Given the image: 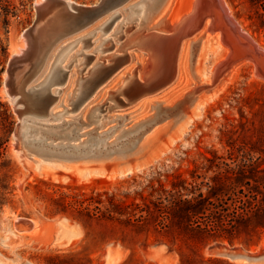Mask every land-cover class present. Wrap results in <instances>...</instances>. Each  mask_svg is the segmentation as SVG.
Wrapping results in <instances>:
<instances>
[{"label":"rangeland","instance_id":"374dc122","mask_svg":"<svg viewBox=\"0 0 264 264\" xmlns=\"http://www.w3.org/2000/svg\"><path fill=\"white\" fill-rule=\"evenodd\" d=\"M41 1L0 0V142H2L0 177L5 178L8 187L4 203L0 204V264H17L21 260L45 264L44 256L47 255L80 258L88 264H104L102 253L110 242L119 243L125 253L113 264H156L143 250L144 245L163 242L156 239L159 234L155 232L152 224L140 231L135 230L132 225H121L95 215L82 220L77 217L78 214L73 207L69 208L67 213L51 214L53 205L51 198L75 194L88 196L93 191V194L99 192L104 200L106 196L111 195L114 199L132 203V206L142 205L144 201L148 202L155 198L156 191L153 189H157L160 183L169 187L170 180L175 175L191 181L189 174L191 169H195L199 175L203 174L206 166L205 157H210L213 153L221 155L227 162L231 161L229 157L239 162L240 153L244 150L255 156L261 154L264 157V76L257 75L253 61L243 59L212 94L214 99L203 114L193 121L172 148L164 154L160 153L161 156L155 154L139 169L123 175L111 172L91 175L85 179L81 172L76 175L67 172L70 175L67 180L51 179L35 168L34 160L43 158L56 163L64 159L56 155L48 156L51 158L45 157L47 154L36 150L39 145L61 147L62 144L63 147L67 146L65 148L73 145L88 153L115 149L109 155L93 154L94 157L85 159L72 157L67 160L68 162L63 161L69 165L78 164L77 166L85 163L89 165L109 163L129 156L144 136L158 130L160 126L177 116L178 106H174V103L183 97L194 82L198 85H202L203 82L209 83L212 68L220 58L225 60L227 51L224 54L213 45L204 48L202 52L199 51L195 58V69L191 72L196 73L197 77L192 78L193 84L186 87L185 77L189 76L191 48L188 42L181 52L182 71L176 83L166 86L170 87L169 90L144 99L148 104H153L156 100L161 102L150 104L145 110L139 111V102L136 105L120 104L106 99L108 92L114 91L120 85L119 82L112 87L116 81L107 87L105 94L100 95L96 89L92 94L73 103L78 85L88 76L89 69L96 61L108 64L106 59L110 53L122 56L116 58L106 70H109V76L118 71L120 76L130 67L132 71L139 69L142 64L144 67L147 66L146 52L135 46H128L126 38L134 32L150 30L144 27L147 23L144 17L149 2L128 0L119 8L118 15L107 28H96L102 21L98 20L81 31L60 37L48 47L39 68L32 72L35 36L28 41L24 33L35 22V5ZM72 1L92 5L99 0ZM224 1L242 28L264 49L263 33L253 25L257 12H263L261 0ZM156 21L157 19H154V22ZM89 30L91 32L85 40L76 39ZM151 30L159 29L153 27ZM105 38H108L105 45L110 47L103 50L97 45ZM227 49L229 50V47ZM196 53L195 48L194 55ZM138 54H143L142 61L135 58ZM19 55L20 61L11 70V59ZM55 66L58 69L57 76L49 79L50 71ZM9 75L12 76L11 84H8ZM43 84L46 85L47 97L44 111L40 114L36 112L39 110L37 106L32 109L29 107L25 97L28 88L37 89ZM23 117L26 118L24 126L26 133H21V137L17 138L15 130ZM37 141H41L40 144ZM125 147L128 149L123 150ZM57 172L66 173L62 169H58ZM211 173L208 172V175ZM201 179L197 178L196 181L199 182ZM60 216L77 221L81 230L78 227L67 243L57 246L51 243V233L54 221ZM19 217L39 220L40 225L32 238L29 235H22L24 232L16 231L13 227ZM214 243L229 244L226 239L217 240L199 252L205 257L210 256L208 248ZM233 245L245 248L238 241ZM248 250L251 252L264 250V235L257 246ZM186 251L189 254L192 252L189 248H186ZM174 264H178V255L175 252Z\"/></svg>","mask_w":264,"mask_h":264},{"label":"trees","instance_id":"16d2710c","mask_svg":"<svg viewBox=\"0 0 264 264\" xmlns=\"http://www.w3.org/2000/svg\"><path fill=\"white\" fill-rule=\"evenodd\" d=\"M260 4L263 12H257L253 25L264 37V0ZM240 156L239 162L232 157L227 162L213 153L205 157L203 174L191 169V181L175 175L169 187L160 183L153 189L155 198L142 205L132 206L111 195L104 200L99 192L92 191L88 196L51 198L50 213H67L73 207L82 220L95 215L140 231L152 224L160 235L156 239L178 255V264H240L219 256L205 257L199 252L221 239L230 245L238 241L249 249L257 246L264 235V157L245 150ZM197 178L202 179L197 182ZM7 188L5 178L0 177V204L4 203ZM44 260L45 264H88L80 258L61 255H47Z\"/></svg>","mask_w":264,"mask_h":264},{"label":"bare ground","instance_id":"6f19581e","mask_svg":"<svg viewBox=\"0 0 264 264\" xmlns=\"http://www.w3.org/2000/svg\"><path fill=\"white\" fill-rule=\"evenodd\" d=\"M42 1H44V0H42ZM68 1L72 2V0H68ZM148 2H149V6L147 7V9H148L147 14L144 17L145 23L146 22L147 23H146V26H144V27H148V29H152L153 27H157V29H159V30L167 31L168 29H172L175 26V24L179 21V19H181V17L183 15H185L191 11L193 0H148ZM204 3H205L204 8H203V11L201 12V16L202 17L205 16V19H206L204 22V25H203L204 26L203 29H206L207 25L210 24V20L208 19V17L211 16L212 17L211 25L213 26L212 27L213 31H211L210 33L207 32L202 37H199V33L195 34L191 38L190 37L187 38L182 43V46L179 50L178 57H177V76L168 86H171L172 84L176 83L177 78L181 74V71H182V69H181V67H182L181 52H182L183 46L186 45L188 42H190L191 48H190V54H189V64H190L189 76L185 77V78H187L186 87L193 84L192 78L197 77L196 73L191 74L192 70L195 69V67H194L195 58L197 57L199 51L202 52L204 48H207L210 45L215 46L220 52H222L224 54H225V51H227L225 59L238 58L239 56H242L243 53L244 54L245 53H253L254 57L253 58L250 57V58H248V60L253 61L256 66L263 64V61H264V59L262 57V56H264L263 47L257 41H255V39L246 30H244L242 28V26L238 23V21L232 15V13H231L228 5L225 3V1L224 0H207V1L204 0ZM139 5H141V4H139ZM131 18H133V17H131ZM154 19H157V21L154 22ZM104 21L100 22V24L97 25L96 28L99 27L102 29V26H103L102 24ZM193 22H194V20H193ZM193 22H192V26H194V27L199 26L200 19H198L194 23ZM147 24H148V26H147ZM62 28L63 27L50 26V27H44L38 32V34L36 36L35 43L33 45L34 51L32 52L33 58H34L32 64H31L32 68L34 70L33 72H35L39 68V65L42 61V54L43 53L46 54L48 47L51 46L52 42L55 40V37L58 35L60 30H63ZM201 31H202V29H201ZM201 31H199V32H201ZM90 32L91 31L89 30L85 34L81 35V37L80 36L76 37V39L77 40L78 39L85 40V37L87 35H89ZM114 37H115V34H114ZM140 37H142V38H140ZM140 37H139V35H137V32L129 34L126 38L127 45L128 46H135L136 48L143 49V50H145V52L147 54L150 51L147 52V50H149V46L145 42H143V37H145V34H143ZM221 38L223 39V42H224L223 44L221 43ZM72 41H75V40H72ZM72 41H69V42H72ZM106 41H108V38L103 39V41L101 43H99L97 46H99L103 50L110 47V46L105 45ZM227 46L230 48L229 50L227 49L228 48ZM195 48L197 49V53H196L194 60L192 62L193 52H194ZM121 56L122 55L119 56L115 53H110V55H108V58L106 60L107 61L113 60V59L118 58V57L120 58ZM139 56H141V58H139ZM135 58L139 59V61H142L143 60V54H138V55H136ZM241 62H242V60L237 62L233 67H231V69L229 70V72L227 73V75L225 76L223 81L221 83L213 86L208 92L198 93V91H195V93L193 92L192 94H189L186 97L187 100L189 99L188 101L191 102V104L188 108H186V106H182V104H179L177 116L175 118H173V120L166 122L165 124L160 126L161 128H158V130L153 131L151 134L144 136L145 138L143 137L141 139V141L138 144H136V146H135L136 148L134 147L135 150L132 152V154H130L129 156H127L121 160H117V161L122 162V163H126L130 158H134L136 156H142L144 154H149L151 156L150 158H148V160H149V159L153 158L155 154H157V155L159 154L161 156V154L168 152L172 148V146L175 144V142L185 133L186 129L192 125L193 121L195 119L199 118L203 114V112L205 111L207 106L214 99V96L212 97V94L225 81V79L228 77V75L233 70V68L236 67ZM99 63H100L99 61H96L92 65V67L89 69L88 72H91L96 66H98ZM218 63L219 62L217 61V65H218ZM138 64H139V66L141 65V63H138ZM142 65H141V67H139V69L136 68L132 71H131V69H130L131 67H130L127 69V71H124V72L122 71L123 74L121 73L122 75H120V76H118V74L120 73L118 71V73H116L112 76L103 77V75L101 74L102 72L99 70L97 78L94 79V77L96 75L93 74L90 81L84 79L79 83L78 92L76 93L73 102H77V101L85 98L87 96V94L89 93L90 89L93 88V86L97 87L96 92H99L100 95L103 93L105 94L107 92V87L109 85H112L115 81H116V83L113 84L112 87H114L119 82H120V85L117 86L116 89L118 87L121 88V87L125 86V84L127 82V78L132 76L133 71H135L137 76H139L141 74V72H143L145 69H148L147 67L144 68V66H142ZM43 71H45V70H43ZM57 71H58L57 66H55L53 69H51L50 74H49V76H50L49 79H51L54 75L57 76V73H56ZM120 71H121V69H120ZM124 74H125V76H123ZM257 75L262 76L259 74V72L257 73ZM116 78H117V80H115ZM40 83H42V82H40ZM44 84H47V83H44ZM44 84H43V86L39 85L40 87H38L37 89H34L32 91H27L26 97H25V99L27 100V102L29 104V107H31V109H32V107L37 106L39 108V110H36V112L40 113V114L43 113V111H44V106H45L46 97H47V92L45 90L46 85H44ZM194 84H195V82H194ZM169 89H170V87L169 88L166 87L165 89H163L160 92H156L153 94L145 95V96L140 97L138 99H134L131 101V103H134L133 105H136L139 102V104H140L139 105V107H140L139 111H141L143 109L145 110V108H147V106H149L151 103L148 104L146 102L147 100H144V99L155 97L156 95L163 93ZM193 89L194 90L196 89V85H194L190 89V91H192ZM109 92H108L107 96L109 95ZM111 92H114V91H111ZM122 92H124V90ZM109 99L114 100V101H122V102H124V104L127 103L124 100H122L121 98H119L118 95H116V94L113 95V97L109 98ZM158 103L160 104L161 102L156 100V102L155 103L153 102V104H151V105H155ZM88 104H89V102H88ZM23 118H25V117H23ZM23 118L21 120L22 123L20 126V131L25 130L24 126H25L26 118L25 119H23ZM113 118H114V116H113ZM66 125H68V124H66ZM27 127H28V125H27ZM119 127H120V125H119ZM64 132L67 133L66 131H64ZM54 133H56V132H54ZM162 133H164L165 137L162 138L161 140H159V136ZM37 138H39V137H37ZM38 144H40V143H38ZM47 145H48V147H44L43 145H39L40 147H37L36 150L39 151V153L47 154V155H45V157H48V156L52 157V155H56L58 158L64 159L61 161L58 160L56 163L51 161V160H49V161L43 160V158H38V159L34 160V162L36 163L35 168L38 169L41 174H43V175H45L51 179L67 180L70 177V175H69L70 173H73L76 175V173L81 172V176L84 179L88 178L91 175H97V174L103 175L104 173H106V171H103V168H102L103 164L89 165V164L85 163L81 166H77L78 164H76V165L70 164L69 165V164L63 163V161L65 162V161L69 160V158H72V157H82L84 159L89 158V157H94L93 154H95V156L107 155V152L100 151L98 153H95V152L88 153V152H82L81 149L79 150L76 148V146H73V145H70L73 148H70V146L68 148H65L67 146L63 147L62 144H61V147L49 146V144H47ZM56 145H58V144H56ZM126 148L128 149V147H125L123 150H127ZM56 156H54V157H56ZM51 157H48V158H51ZM58 169L64 170L67 174V177L61 179L58 175H56L55 172ZM51 172H52V174H51ZM67 172H69V174ZM68 230H69V232L72 233L70 235V238H71L73 233L75 234L76 231L78 230V226H76V225L68 226L65 223L62 226L63 235H66ZM35 231H36V229L34 231H31V232H24V233H22V235L23 234L29 235L31 237L32 235L35 234ZM124 254L125 253L123 252V253H120L119 255H116V256H113V255L109 256V259L111 261H110V263H106V264L115 263L116 261L119 260V257L124 255ZM236 263H239V262H236ZM170 264H174V262L171 260Z\"/></svg>","mask_w":264,"mask_h":264},{"label":"water","instance_id":"95a60500","mask_svg":"<svg viewBox=\"0 0 264 264\" xmlns=\"http://www.w3.org/2000/svg\"><path fill=\"white\" fill-rule=\"evenodd\" d=\"M126 1L128 0H99L97 3L92 5H83L74 1L70 2L68 0H44L35 5L36 20L32 26L25 30L24 35L28 41L33 39L34 36L36 40L38 32L44 27H63V30H60L58 35L55 37L54 41H56L60 37L78 32L98 20H105L102 24V29H105L118 15L117 11ZM204 4V0H193L191 11L183 15L172 29H168L167 31L150 29L146 32L137 33L139 37L145 34V37H143V42L149 46V50H147V52H150H148L149 54L147 53L148 59L146 66L148 69H145L143 72H141L139 76H137L135 71H133L132 76L127 78L125 86L121 88L118 87L114 90V92L110 91L106 99L112 98L113 95L116 94L125 102L131 103V101L134 99L160 92L166 86H168L177 76V57L182 43L187 38H191L195 34L199 33V37H202L207 32L210 33L213 31V26L211 25V16L208 17L210 24L207 25V28L205 27L206 29H203L206 19L205 16H201V12L203 11ZM198 19H200V24L199 26H196V28L192 26V22L193 20L195 22ZM221 43H224L222 38ZM123 52H125V50H123ZM44 55L45 54L43 53L42 59ZM195 55L193 52L192 61L194 60ZM250 57H254L253 53H243L242 56L232 59L223 60L220 58L218 60V65L216 62L211 70L209 83L203 82L202 85L194 84L196 85V89H193L194 91H190V89L194 86L193 85L184 93L181 99L174 103V106H179V104H182V106H186V108H188L191 102H189V99L187 100L186 97L189 94H192L193 92L195 93V91H198V93L208 92L213 86L223 81L231 67H233L237 62ZM262 57L264 59V56ZM20 59L21 55L14 56L11 59V70L13 69L14 65L20 61ZM115 59L109 60L108 64L100 62L98 66H96L91 72H88V76L85 79L90 81L93 74L96 75L94 79L97 78L99 70L102 72L101 74L103 77H109V70H106L114 63ZM255 72H259L260 75L264 76V61L262 65H255ZM11 81L12 76L9 75L8 84H11ZM96 88V86H93L87 96L92 94ZM32 90L34 89L28 88L27 91ZM123 90L124 92H122ZM115 102L124 104L122 101ZM17 103L18 98L15 99V104ZM20 126L21 121L15 130V136H17V138L21 137V133L24 134L25 132V130L20 131ZM164 137L165 135L162 133L159 136V140ZM39 142L41 141H37V143ZM113 151H115V149L112 151H107V153L111 154ZM150 157L151 156L149 154H144L142 156L130 158L126 163L118 162L116 160L109 163H103L102 168L103 171H106V173L113 172L117 173V175H123L130 173L135 169L141 168L144 165V161L146 162ZM55 174L61 179L67 177L66 173H58L56 171ZM65 223L68 226L76 225L81 230V227L77 221L72 220L67 216H60L54 221V229L51 233V243L61 246L68 242L72 233L68 230L67 234L63 235L62 226ZM39 225L40 223L37 218L19 217L15 221L13 227L16 231L27 232L37 229ZM143 250L145 255L148 258L154 260L157 264H170L171 260L174 262V251L163 242L144 245ZM208 250L211 255L223 257L232 262H239L241 264H264V250L259 252H251L250 250L243 247L223 243H214L209 246ZM123 252L124 248L119 243L110 242L103 250L102 261L104 264L110 263L111 260L109 259V256H116ZM17 264L33 263L27 260H21Z\"/></svg>","mask_w":264,"mask_h":264}]
</instances>
